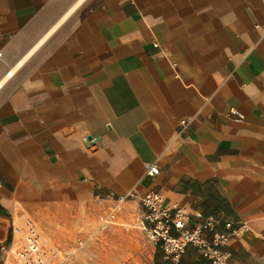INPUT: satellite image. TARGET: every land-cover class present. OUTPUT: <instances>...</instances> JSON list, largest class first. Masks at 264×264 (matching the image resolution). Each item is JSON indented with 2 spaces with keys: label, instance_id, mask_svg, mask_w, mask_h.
Segmentation results:
<instances>
[{
  "label": "crops",
  "instance_id": "obj_1",
  "mask_svg": "<svg viewBox=\"0 0 264 264\" xmlns=\"http://www.w3.org/2000/svg\"><path fill=\"white\" fill-rule=\"evenodd\" d=\"M0 53V245L29 212L115 264L159 190L247 222L223 249L264 264V0H0ZM155 264L210 262L188 245Z\"/></svg>",
  "mask_w": 264,
  "mask_h": 264
},
{
  "label": "built area",
  "instance_id": "obj_2",
  "mask_svg": "<svg viewBox=\"0 0 264 264\" xmlns=\"http://www.w3.org/2000/svg\"><path fill=\"white\" fill-rule=\"evenodd\" d=\"M158 45V44H156ZM1 54V53H0ZM231 114L238 120L245 115L237 108ZM188 119L180 120L182 130L189 125ZM87 141L92 139H87ZM145 174L154 177L160 173L156 162L144 165ZM135 191L115 196L118 203L136 197ZM141 226L146 239L143 246L133 258L125 264H155L159 251L163 258L179 262L188 245L195 246L210 264H238L231 252L223 246L232 238L244 235L249 225L241 222L237 225L232 220L214 215L194 219L191 212L183 207H173L166 203L163 193L151 190L141 198ZM82 244V242H80ZM1 264H89L71 257L54 243L35 218L29 212H22L12 224V236L8 243L0 245Z\"/></svg>",
  "mask_w": 264,
  "mask_h": 264
},
{
  "label": "rangeland",
  "instance_id": "obj_3",
  "mask_svg": "<svg viewBox=\"0 0 264 264\" xmlns=\"http://www.w3.org/2000/svg\"><path fill=\"white\" fill-rule=\"evenodd\" d=\"M35 220H36V218H35ZM36 222L41 227L40 223L37 220H36ZM104 224H106V225L115 224V220H113V221L109 220L108 222H104ZM42 230H43V228H42ZM117 231H118L117 232L118 238H120V235H123L122 237H125V238L127 235H129L126 233V231L124 232L121 230V232H120V228H118ZM50 237H51L52 241L54 243H56L58 246H60L63 250H65L66 253L71 252V257L73 259H76L77 261H80L82 263L86 262L89 264H103L102 262H100V254L98 252H96L95 250H93V252H91V246L88 244V242H86L88 240L86 239L85 236H78L71 243H67V244H64L63 242H59L58 240H56L51 235H50ZM145 239H146V234H145V231L143 229V234H141V236H139L138 238L134 237L132 239V241H134L133 245L137 246L136 249H134V251L128 252L127 255L121 260H120V253H119L120 252V243L118 242L119 245H116V246L111 245L115 250L119 251L117 254V256L119 255V259L116 261L115 264H125L128 260L133 258V256H135L137 254V252L140 250V248L143 246ZM80 242H82V244H80ZM104 246L106 248H108L109 244H106ZM105 264H108V262H106Z\"/></svg>",
  "mask_w": 264,
  "mask_h": 264
},
{
  "label": "water",
  "instance_id": "obj_4",
  "mask_svg": "<svg viewBox=\"0 0 264 264\" xmlns=\"http://www.w3.org/2000/svg\"><path fill=\"white\" fill-rule=\"evenodd\" d=\"M87 139H92V137L90 136V137H88Z\"/></svg>",
  "mask_w": 264,
  "mask_h": 264
}]
</instances>
